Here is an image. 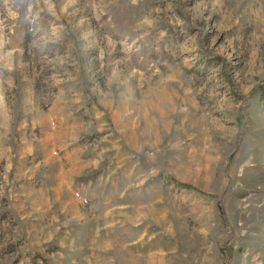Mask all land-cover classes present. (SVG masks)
<instances>
[{"label":"rangeland","instance_id":"374dc122","mask_svg":"<svg viewBox=\"0 0 264 264\" xmlns=\"http://www.w3.org/2000/svg\"><path fill=\"white\" fill-rule=\"evenodd\" d=\"M0 264H264V0H0Z\"/></svg>","mask_w":264,"mask_h":264}]
</instances>
